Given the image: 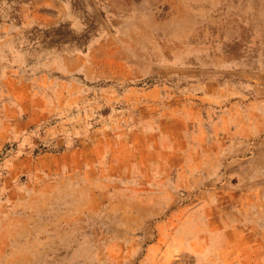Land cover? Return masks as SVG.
Instances as JSON below:
<instances>
[{"label": "rangeland", "instance_id": "obj_1", "mask_svg": "<svg viewBox=\"0 0 264 264\" xmlns=\"http://www.w3.org/2000/svg\"><path fill=\"white\" fill-rule=\"evenodd\" d=\"M210 35L264 74V0H0V264H264V167L202 172L143 104Z\"/></svg>", "mask_w": 264, "mask_h": 264}, {"label": "crops", "instance_id": "obj_2", "mask_svg": "<svg viewBox=\"0 0 264 264\" xmlns=\"http://www.w3.org/2000/svg\"><path fill=\"white\" fill-rule=\"evenodd\" d=\"M239 21L245 22L242 17ZM214 37L190 38L188 43L191 45L210 44L211 57L205 62L195 59L192 52L198 48H191L189 53L194 59H190L189 67L179 69L188 73V76L180 75L187 77L189 83L172 86L161 83L145 94L147 101L143 104L147 107L157 105L162 109V123L171 126L167 131L175 135L172 139L180 140V149L189 147L191 156L207 159L202 172L229 173L233 165L230 159L242 157L249 159L237 163L243 167L253 165L252 171L262 172L264 97L261 99L255 94L256 91L264 94V74L250 60V55L254 54L245 47L251 42H247L244 36ZM215 44L223 46L221 51L214 50ZM170 65L172 72L180 66L176 63ZM255 70L260 71L259 76L255 75ZM247 84L252 88L248 90ZM150 98H156L157 102L150 101Z\"/></svg>", "mask_w": 264, "mask_h": 264}, {"label": "bare ground", "instance_id": "obj_3", "mask_svg": "<svg viewBox=\"0 0 264 264\" xmlns=\"http://www.w3.org/2000/svg\"><path fill=\"white\" fill-rule=\"evenodd\" d=\"M210 9V8H209Z\"/></svg>", "mask_w": 264, "mask_h": 264}]
</instances>
